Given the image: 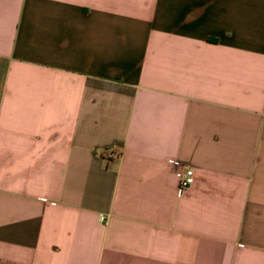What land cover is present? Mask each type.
<instances>
[{
  "label": "crops",
  "instance_id": "crops-1",
  "mask_svg": "<svg viewBox=\"0 0 264 264\" xmlns=\"http://www.w3.org/2000/svg\"><path fill=\"white\" fill-rule=\"evenodd\" d=\"M0 264H264V0H0Z\"/></svg>",
  "mask_w": 264,
  "mask_h": 264
},
{
  "label": "built area",
  "instance_id": "built-area-1",
  "mask_svg": "<svg viewBox=\"0 0 264 264\" xmlns=\"http://www.w3.org/2000/svg\"><path fill=\"white\" fill-rule=\"evenodd\" d=\"M102 153L107 156H115L117 151V146L113 145L111 147L104 148ZM178 187L180 190L187 188L194 179V170L193 168L185 163H179L178 165ZM100 220H104V215L99 216Z\"/></svg>",
  "mask_w": 264,
  "mask_h": 264
}]
</instances>
